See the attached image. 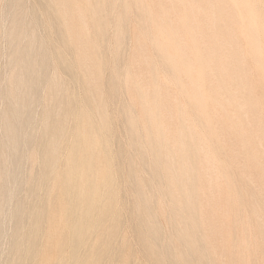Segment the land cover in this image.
I'll use <instances>...</instances> for the list:
<instances>
[{
	"label": "bare ground",
	"instance_id": "obj_1",
	"mask_svg": "<svg viewBox=\"0 0 264 264\" xmlns=\"http://www.w3.org/2000/svg\"><path fill=\"white\" fill-rule=\"evenodd\" d=\"M10 4L13 6L10 9L11 23L7 30V38L11 47L10 53L8 52L10 55L8 56L19 67L25 69L24 73L26 70L27 72L24 76L19 75V73L14 74L10 78V84L4 93L7 96H13L14 94L18 96L19 93H16V89L21 90V88L27 87L26 89L30 90L43 84L44 87L46 86L49 89L50 101L55 107L54 109L50 107L49 110L44 112L41 122L42 130H39L41 133L35 132L38 136L30 131V133H26V130L24 135L22 134L21 136V138L27 136L30 139H34L33 134H35L38 137L35 140L37 141V146L35 147L39 150L38 159L41 162V166H39L38 173L36 172L37 175L31 173L36 180L34 185L31 183V188L34 187L33 190L41 194L38 195L35 192L38 195V199L36 202L34 201V204L31 202L33 205L29 206V204L28 208H25L26 196H24L26 198L23 201L25 205L21 202V204L15 202L16 205L13 204L15 207L12 205V216L16 219V227L15 224L13 226L16 230H10L11 233L14 232L13 237H11V243L15 246L11 243L10 245L15 247V250L12 248V251H17L14 257L17 256V253L19 256H17L16 262L11 263L9 260L11 264H103L104 261L105 264H114L113 256L117 257L115 260L117 264H134L135 258H133V254L135 253L132 254L131 247L127 251L124 250L125 232L121 236V231L119 230L120 220H122L121 217L124 214H128L129 219H131V224L135 229L133 234L136 231V235H134L137 236V240L142 244V254L149 258L150 264H203L202 260L205 258L202 259V257L213 241L211 242L207 238V234L204 236V232L200 233V229L195 226L197 219L201 218L197 215L196 208L200 199H202L201 197L210 194H207V192L212 188L206 190V192L205 189L207 187L204 185L206 182H201L187 175L186 171L181 167V161L190 156L191 151H194L204 138L211 139L215 149L226 160L229 168L228 178L224 181V183L226 182L224 188L219 187L222 189L221 192H218L219 188H217L216 192L217 195L220 193L217 200L221 196V201L219 200L217 204L220 203L219 207L223 205L222 208L226 210V215L228 212L227 220H229V223L226 224V227L228 228V224H232L230 223L231 220L238 222L237 224L242 231L245 223V219H242L243 211L248 210L249 220L257 225V228L260 226L263 230V220L260 221V216H262L260 212L264 211V205L260 208L254 206L256 203L253 205V198L258 192L255 190L257 184L255 183V185L251 180L253 179L252 176H255L258 180V189L264 191V149L259 147L260 143L264 144V134L261 132L262 127H264V75H262L258 57L255 62L248 60L244 67H240L234 61L227 46L228 42L225 41V68L228 76L235 81V90L243 100L242 116L244 121L242 124L227 123L219 117L206 120L204 117L194 114L191 120L192 123L191 121L190 123H184L183 118H178L176 113L171 111L169 98H164L165 93H160L162 87L160 88L158 80L159 78L162 79V76L168 79L169 73L158 61L151 59L147 62L146 60L148 59L145 57L143 60L144 62L146 61L147 67L145 66V68L148 69L145 72L151 71V75L148 78L150 79L149 82H154L155 85H158V88L154 86L148 90V100L153 114L149 115L148 112L143 114V124L140 125L142 128L139 131V135H136L132 133V128L125 113V107L149 83L146 82L148 79L143 77L141 70L130 71L132 64H134L133 62L139 60L136 58H139V55L143 53V43L128 57L123 55L124 51L121 53L123 44L121 42L126 34L135 37L136 34H141L143 38L145 33L152 29L154 22L166 15H174L180 10V0H36L29 9L31 10V22L39 27V30L42 28L44 31V35H38V38L34 31L36 28L34 30L29 29L31 31L26 32L28 29L24 25L25 18L22 17L21 1L11 0ZM15 6L16 8H14ZM129 15L132 16L133 21H136L137 25L135 29L133 28V32L126 33L128 23L125 22ZM212 15L213 13L209 11V16L211 17ZM215 15L219 17L222 14L216 13ZM228 15L232 18V22L239 31L241 39L246 44L250 43L252 38V11L240 7L239 0H235V6L229 10ZM7 17L9 18V15ZM30 23H27L29 28L31 26ZM43 31L41 32L43 33ZM2 36L5 35L2 34ZM126 37L128 38V36ZM22 39L25 40H23V45L20 42ZM137 41L136 44H139ZM36 43H44L46 48L44 52L42 51L44 49L41 50L43 53L38 58H32L31 52L35 49ZM126 48V46L125 48L122 46V49L125 50ZM108 54L111 55V58H108ZM50 64H53L54 68L59 67L60 70L62 69L61 72L63 71V74L61 73V75L65 76L67 74V80L64 79L66 83L63 84L62 79L56 81L47 74ZM106 70L109 73V78L107 83H105V80L104 83L108 87L109 96L103 97L102 95L99 96L98 92L103 90L101 85L102 75ZM163 83L162 81L161 84L164 87ZM166 87L162 89L163 92H165ZM39 90L37 91L39 92ZM116 92L128 96V103L125 102L126 105H123L124 100L122 99V105L114 112L121 118L120 122L126 129L125 132L128 133L126 141H124L130 143V145L135 143L138 151L146 146L149 147L148 149L151 148L153 152H151V157L147 159H143V156L142 158L139 157L137 161H130L125 166H123L124 161H121L123 160L122 150L115 151L113 149V143L117 136L115 135L116 137H114V118H112L110 112V114L108 113L111 95L113 94L114 96ZM4 93L2 92V96ZM35 93L33 94L35 95ZM101 94L103 93L101 92ZM22 95L15 102H10L11 100H9L8 103L6 99L8 103L7 111L4 108L3 110L6 112L1 113V116L3 114L1 121H3L4 137L0 138V144L5 146L6 149H10L12 151L11 154L15 153H13L14 156L12 154L15 157L12 158L16 159L14 161L15 166L13 165L15 168L12 167L16 174L20 160L18 156L20 154L17 155V153H21V150L18 151L21 147L19 146L20 126L17 128L14 122L16 121L17 125H20L21 122L28 123L30 119V116H28L30 104L33 101V96L26 97ZM116 98L117 96H115V100ZM37 101L40 103L39 97ZM33 103L35 102L33 101ZM18 106H20L19 110ZM51 106L53 107V105ZM41 107L40 109H42ZM166 111L175 115L171 116L169 114L172 117H169V119H173V121H169L171 124H175V128H177V120L179 119L181 127L177 128V130L175 129L176 131L170 130L169 126L172 127V125H163L164 123L166 125L167 121ZM136 115L139 116L140 114L136 113ZM12 117L15 118V121ZM29 123L31 124L32 122ZM35 124H38L37 121ZM190 124H196V127L199 126V131L197 130V132L202 134L199 135L195 130L192 131L193 126L191 127ZM27 127H32V125ZM178 132H183L184 136L188 138L186 141L188 150L185 153H178L176 148ZM31 142L33 141L31 140ZM120 142L122 141H119L118 144ZM37 149L35 148L34 150ZM117 149L119 148L117 147ZM121 149L123 148L121 147ZM236 150L238 151L236 152ZM145 151L144 149L143 152L145 153ZM137 152L135 151L134 153ZM128 154L130 153L128 152ZM171 155H177L176 160H172L174 157L170 159ZM29 157L31 158V156ZM35 157L37 156L35 155ZM30 161H28V164H30ZM138 162L145 164V167L149 170L150 173L148 174L151 176H149L150 180L148 182L144 183V180H140V182L135 179L137 173L135 169ZM146 168H144L145 171ZM12 171L10 176L13 182L18 184L17 181L20 177L19 175V178L16 177V174ZM124 173L129 176L128 178L133 176L134 180L137 181L133 184L134 187L132 185L135 200L133 199V202H131L133 204L130 205L129 203L128 207L122 204L123 193H121V199L119 193L120 184L117 178L118 175H123ZM22 178L24 180L23 176ZM22 178H20V181ZM162 178H166V181L164 182ZM30 180L28 179V181ZM159 181L164 183H159ZM131 182L133 181L128 182V184L131 185ZM27 186H29V188L27 187L29 190L30 185ZM144 186H147V189H143L142 187ZM209 187L211 186L208 185ZM12 189L8 191V194L10 195L13 191L12 194L16 195L17 191L14 192L15 189ZM7 190L4 191L7 193ZM21 192L19 191V193ZM13 195L11 196L12 198ZM156 196L157 198L165 199L168 203L170 215L172 217L179 216L181 221H183V226L184 224L186 225L183 231L180 229V231H175L177 227L173 229L174 232L172 231L177 239L179 250L177 252L167 251L166 249V254H163V250H159V246L156 243L158 238L161 239V235L160 237L157 236V229H159L160 225L158 224V226V221L155 220L159 214L161 215L160 209L158 210L156 207ZM24 197L22 196L21 198ZM211 199L213 201L214 197H210ZM216 202L215 200L213 204H216ZM210 203L212 202L210 201ZM219 207H214V209ZM215 210L212 213H215ZM127 211L128 213H126ZM185 212L188 213L181 216L180 213L183 214ZM25 213L27 218L25 216L24 218L28 219V223L26 220L24 223L28 225V232L22 235L18 233V228L22 226L21 224H24L22 223L24 221L22 218ZM219 217L222 218L221 215ZM223 220H221V223H224ZM164 224L166 225V223ZM249 226L251 227V225ZM25 227L27 228V226ZM170 227H173V225ZM246 227L248 230L249 227L247 225ZM209 228L211 227L209 226ZM245 230L243 231L245 232ZM227 233L226 231L224 235L227 236ZM235 233L233 232L232 235L224 237L221 243L227 245V243L236 239H240V241L241 239L243 241L246 239L244 236L238 238ZM263 233L264 231L261 234ZM202 236H204V241L206 240L205 245L203 244ZM161 242L162 239L158 242L159 245ZM241 242L240 244H242ZM127 243H129V240ZM234 244L235 241L232 244L233 246H231L234 247ZM236 247L239 246L237 245ZM234 249L236 250L237 248L234 247ZM229 251L228 249V253ZM10 255L12 256L13 253ZM237 255H241L239 251ZM248 255L246 253L247 257ZM166 256L167 262H164Z\"/></svg>",
	"mask_w": 264,
	"mask_h": 264
},
{
	"label": "rangeland",
	"instance_id": "obj_2",
	"mask_svg": "<svg viewBox=\"0 0 264 264\" xmlns=\"http://www.w3.org/2000/svg\"><path fill=\"white\" fill-rule=\"evenodd\" d=\"M21 1V3H22V6H21V8H22V13H23V15H22V17H24L25 19H24V25H26V28L28 29H26L27 31V33H28V31L30 32L31 30H29V29H32V30H34V28H36L34 31L36 32L35 33V35L37 36V38H38V35L39 36H41V35H44V31H43V29L42 28H40V30H39V27H37V26H35V24L33 23V22H31V10L29 9V8H31L33 5H34V3H35V1L33 0H20ZM29 3H28V2ZM51 1V0H50ZM6 3V4H5ZM11 3V0H0V19H1V17H2V19L0 20V72L2 73V75H1V73H0V138H3L4 136V127H3V121H1L2 120V117H3V114H2V116H1V113H5L6 111H7V105H8V103H9V100H11L10 102H15V101H17V99H20V96L22 95V93H23V95H25L26 97L27 96H33V101L35 102V103H33V101L31 102V104H32V106H31V104H30V109H29V113H28V116H30L29 118V121H28V123H25V122H21V124L20 125H17V122L15 121V118H13V120L15 121L14 122V125L18 128V126H20V137H19V146L21 147H19L20 149H18V151H20L21 150V153H17V155L18 154H20V155H18L19 157H20V160H19V168L17 169V174H16V172L14 173V169H13V167L15 166V162L14 161H16V159H13V158H15V157H13L14 156V154H13V156H12V154H11V152L12 151H10V149H6V147L5 146H3V145H1L0 144V193H1V195H0V264L2 263V264H11L12 262H16V258H17V256H19V254L17 253V256L16 257H14V254L17 252V251H14L15 250V247H11V245H10V243H11V241H12V238L11 237H13V233L14 232H12L11 233V231H14V230H16V219H14V217L12 216V210H13V204H15V202L17 203V204H23V205H25V203H26V206H25V208H28V205L29 206H32L33 204H34V201L36 202L37 201V199H38V195L39 194H41V193H39V192H36L35 190H33V188H31V183H33V185L36 183V180H35V176L34 175H31V173L32 174H35V175H37L36 174V172L38 173V170L40 169V167L39 166H41V162H40V160L38 159V157H39V150L37 149V147H35V146H37V141H35L38 137V134L37 133H41L40 131L42 130V124H41V122H42V118H43V114H44V112L45 111H47V110H49L50 109V107H51V109H54L55 107H54V104H52V102L50 101V92H49V89L45 86L44 87V85L42 84H40L37 88H34V89H30V90H28V89H26L27 87H25V88H21V90L20 89H16V93H19V95L17 96V95H13V96H7L4 92H5V90H6V88L9 86V84H10V78L14 75V74H18L19 73V75H26V72H27V70H26V72L24 73V71H25V69H23L22 67H19V65L15 62V61H12V60H10L11 59V57L10 56H8V55H10L9 53V50H11V47H10V43H9V41H8V38H7V30H8V27H9V25H10V23H11V14H10V9H11V6H13L12 4H10ZM5 4V5H4ZM28 5V6H27ZM26 7V8H25ZM14 8H16V6L14 7ZM28 8V9H27ZM8 10V11H7ZM3 12V13H2ZM5 12H7L6 14H5ZM27 12H28V14H27ZM9 13V14H8ZM24 13H26V14H24ZM4 14V15H3ZM9 15V18L7 17ZM6 16V17H5ZM30 16V17H29ZM7 18H8V20H7ZM4 19V20H3ZM134 19H132V16H128V18L126 19V22L125 23H128L127 24V26H126V24H125V26H126V29H128L127 31H126V33H130V32H133L134 30H133V28L135 29V26L137 25V23H136V21L134 22L133 21ZM130 21V22H129ZM3 22V23H2ZM30 23L31 24V26H30V28L28 27V24L27 23ZM135 23V24H134ZM29 24V25H30ZM42 29V30H41ZM3 30V31H2ZM41 31H43V33L41 32ZM41 32V33H40ZM2 34L3 35H5V36H2ZM134 35V34H133ZM1 36H2V38H1ZM126 36H128V38L126 37ZM126 36H125V38H127V39H125L124 37H123V39H122V42L121 43H123L122 44V46H123V48H125V46L128 48H126L125 50L124 49H122V46H121V53H123V51H124V53H123V55L124 56H130L131 54H132V52L133 51H135L138 47H140V46H142V43H143V38H142V35L141 34H136V37L135 36H129V34H126ZM137 38V39H136ZM136 39V40H135ZM24 39H22V40H20V42L22 43V45L24 44V41H23ZM124 40H125V42H124ZM138 40V41H137ZM23 41V42H22ZM129 41V42H128ZM136 41L139 43V44H136ZM38 45V46H37ZM136 45V46H135ZM139 45V46H138ZM5 46V47H4ZM45 48H46V45L43 43H40V44H38V43H36V46H35V49L31 52V55H32V58H38V56L41 54V53H43L44 51H45ZM2 49V50H1ZM42 49H44V50H42ZM43 52H42V51ZM9 52V53H8ZM126 54V55H125ZM6 56H8V57H6ZM111 55L110 54H108V58H111L110 57ZM10 57V58H9ZM145 57H147L146 55H144L143 53H141V55H139V58H136V59H139V60H135L133 63L134 64H132V67L130 68V71H132V72H134V70H136V69H138V70H141V72H143V77L145 78V79H148L149 77H150V75H151V71L149 70V72L148 73H146L147 71H148V69L147 68H145V66L147 67V64H146V61L148 62V61H150L151 59L150 58H148L147 57V59L148 60H146L145 62H144V58ZM9 58V59H8ZM8 59V60H7ZM12 61V62H11ZM136 62V63H135ZM141 62H144V63H141ZM7 65H6V64ZM11 63V64H10ZM14 63V64H13ZM138 64V65H137ZM3 67V68H2ZM6 67V68H5ZM53 68H54V66H53V64H50V66L48 67V70H47V74L48 75H50L51 76V78L53 79H55L56 81H60L61 79H62V83L64 84V83H66V80H67V78H68V76H67V74L65 75V76H63V75H61V73L63 74V71L61 72V70L59 69V67H57V68H54V70H53ZM147 69V70H146ZM19 70V71H18ZM145 70H146V72H145ZM51 71V72H50ZM20 72H22V73H24V74H22V73H20ZM12 73V74H11ZM41 74H43L42 72H40ZM6 74V75H5ZM65 74V73H64ZM146 74V75H145ZM148 74V75H147ZM105 75V76H104ZM106 76H107V79H106ZM3 77V78H2ZM108 78H109V73H108V71L106 70V71H104V73H103V75H102V88H103V90L101 91L103 94H101V92H98V95L100 96V95H102L103 97H105V96H109V93L107 92L108 91V87H106L107 85L105 84V83H107V80H108ZM165 79V81H164V79ZM64 79H66V80H64ZM163 79V80H162ZM162 79L161 78H159V82L158 83H160L159 84V86H160V88H161V90H160V93L162 94V93H165V92H163L162 91V89L164 88V87H166V85H167V83H168V79H166V77L165 76H162ZM104 80L106 81L105 83H104ZM149 80L150 79H148L146 82H149ZM163 81L164 83V87L162 86V84H161V82ZM165 82H167V83H165ZM166 84V85H165ZM4 85V86H3ZM104 86V87H103ZM5 87V88H4ZM43 87V88H42ZM4 88V89H3ZM167 88V87H166ZM40 89V90H39ZM165 89V88H164ZM36 90V91H35ZM37 90H39V92L37 91ZM43 90V91H42ZM101 90V89H100ZM106 90V91H105ZM24 91V92H23ZM27 91V92H26ZM2 92L4 93V95L2 96ZM31 92V93H30ZM36 92V93H35ZM25 93H27V94H25ZM33 93H35V95L33 94ZM39 93H40V95H39ZM108 93V94H107ZM36 94H38V95H36ZM115 95L113 96V94L111 95V99H110V107H108V113L110 112L111 113V116H112V118H114V137H116L115 138V142L113 143V149H115V151L116 150H122V155H123V160H121V161H124L123 162V166H125V164H127L128 162H130V161H133V160H135V161H137L138 159L137 158H139V157H141L142 158V156H143V159H147V158H149V157H151L152 156V150H151V148L150 149H148L149 147H146V146H144L142 149H139V151H138V149H137V146L135 145V143L133 144V143H131V145H130V143H128V142H125L126 140V138H127V135H128V133L127 132H125L126 131V129L123 127V125L121 124V122H120V120H121V118H119L118 117V115H117V113H114L115 111H116V109L120 106V105H126V103L125 102H127L128 103V96L127 95H125V94H121V93H114ZM118 94V95H117ZM22 95V96H23ZM42 95V96H41ZM164 95V94H163ZM166 95V94H165ZM164 95V98H168V97H166ZM16 96V97H15ZM115 96H117V98H116V100L118 101H116L115 100ZM4 97V98H3ZM7 97V98H6ZM10 97V98H9ZM35 97V98H34ZM39 97L40 98V103H39V101H37V98ZM125 98H126V100H125ZM8 100V103L6 102L7 100ZM35 99V100H34ZM42 99V100H41ZM121 99V100H120ZM124 101H123V100ZM18 101H20V100H18ZM112 101H114L113 103H112ZM121 101H123V103L121 104ZM6 103V104H5ZM38 104V105H37ZM46 104V105H45ZM51 105H53V107L51 106ZM39 106V107H38ZM42 106V107H41ZM2 107V108H1ZM40 107L42 108V109H40ZM115 107V108H114ZM5 108V109H4ZM6 110V111H4V110ZM20 109V106H18V110ZM111 110V111H110ZM172 111V110H171ZM168 112H169V110H168ZM35 113V114H34ZM109 113V114H110ZM165 114L167 115L166 116V125H165V123L163 124L164 126H167V125H172V127L171 126H169V128H170V130L172 131H176L177 130V128H175V124H171V122L169 121V120H171V119H169V117H170V115L171 116H175L174 114L172 115V114H170V113H167V111L165 112ZM170 114V115H169ZM33 117H34V119H33ZM170 118H172V117H170ZM32 119V120H31ZM119 119V120H118ZM17 120V119H16ZM41 120V121H40ZM18 121H20V119H18ZM36 121H37V123L39 124V126H38V124L36 125L35 123H36ZM171 121H173V119L171 120ZM29 122H32L31 124L29 123ZM121 124V126H120V124ZM19 123V122H18ZM25 123V124H24ZM170 123V124H169ZM173 123V122H172ZM190 123V122H189ZM191 123H192V121H191ZM25 125V126H23V125ZM28 124V125H27ZM37 126H35V125ZM31 126L32 125V127H27V126ZM190 126L192 127V131H196L197 132V130L199 131V126H197L196 127V124H190ZM39 127V128H38ZM40 127H41V129H40ZM139 127V129H141L142 127L139 125L138 126ZM26 128H28V129H26ZM34 128H37V129H34ZM194 128H196V129H194ZM123 129H125V130H123ZM176 129V130H175ZM26 130V131H25ZM38 130V131H37ZM40 130V131H39ZM24 131L26 132V133H30V132H32V133H35V132H37V133H35V134H37V136H35V134H33V138L34 139H30L29 137H27V136H23L22 138H21V136H22V134L24 135ZM28 131V132H27ZM30 131V132H29ZM127 133V134H126ZM197 133H199V135H201L202 133H200V132H197ZM124 134V135H123ZM126 134V135H125ZM175 134V133H174ZM116 135V136H115ZM35 136V137H34ZM25 137V138H24ZM23 139V140H22ZM116 139H117V141H116ZM31 140L33 141V142H31ZM122 141V142H120V144H118V142L119 141ZM125 140V141H124ZM143 140V139H142ZM30 141V142H29ZM117 142V143H116ZM22 143H24V144H22ZM128 143V144H127ZM29 144H30V146H29ZM36 144V145H35ZM115 144H116V147H115ZM17 145H18V142H17ZM33 145V146H32ZM120 145V146H119ZM129 145V146H128ZM133 145V146H132ZM24 146V147H23ZM136 146V147H135ZM115 147V148H114ZM117 147L119 148V149H117ZM121 147L123 148V149H121ZM259 147L261 148V149H264V144L263 143H260L259 144ZM37 149V150H34V149ZM133 148V149H132ZM134 149H135V151L137 152V153H134L135 151H134ZM144 149L146 150L145 151V153L143 152L144 151ZM7 150V151H6ZM23 151V152H22ZM25 151V152H24ZM141 151V152H140ZM238 150H236V152H237ZM37 152V153H36ZM128 152L130 153V154H128ZM152 152V153H151ZM33 153H35V154H33ZM139 153H141V154H139ZM11 154V155H10ZM24 154V155H23ZM26 154V155H25ZM132 154V155H131ZM146 154V155H145ZM22 155H23V157H22ZM35 155L37 156V157H35ZM139 155H141V156H139ZM178 155V154H177ZM177 155H171L170 156V159H171V157H174L172 160H176L175 158L177 157ZM24 156H25V158H24ZM29 156H31V158L29 157ZM135 158H134V157ZM146 156V157H145ZM13 157V158H12ZM132 157V158H131ZM22 158V159H21ZM24 158V159H23ZM28 158H29V160H28ZM129 158V159H128ZM30 159H31V161H30ZM128 159V160H127ZM22 160V161H21ZM24 160V161H23ZM35 160V161H34ZM38 160V161H37ZM243 160V159H242ZM242 160H239V161H242ZM28 161H30L29 163L30 164H28ZM25 162V163H24ZM39 162V163H38ZM35 163V164H34ZM3 164V165H2ZM7 164V165H6ZM142 164V166H140ZM14 165V166H13ZM27 165V166H26ZM34 165V166H33ZM36 165V166H35ZM38 165V166H37ZM5 166V167H4ZM11 166V167H10ZM13 166V167H12ZM24 166V167H23ZM3 167V168H2ZM21 167V168H20ZM39 167V168H38ZM15 168V167H14ZM29 168V169H28ZM144 168H146L145 167V164H143V163H141V162H138L137 163V165H136V169H135V171L137 172V173H139V174H137L136 173V180H138V181H143L144 180V183L145 182H148L150 179V177L149 176H151V175H149L148 173H150L149 172V170L146 168V171H145V169ZM3 169V170H2ZM9 169V170H8ZM21 169V170H20ZM23 169V170H22ZM143 169V170H142ZM5 170V171H4ZM11 170H13L12 172L14 173V174H16V177H18V175H19V177L20 178H22V176L24 177V180H23V178L21 179V181L23 180V181H26V182H23V184H22V182L20 181V178H19V180H18V178H17V182H18V184H19V187H18V184L16 183H14L13 182V180H12V177L10 176V175H12L11 174ZM20 170V171H19ZM29 170V171H28ZM4 171V172H3ZM21 171H23V172H21ZM139 171V172H138ZM21 172V173H20ZM20 173V174H19ZM24 173V174H23ZM174 173V172H173ZM22 174V175H21ZM28 177V179L30 180L31 179V177L33 176V178L31 179L32 180V182H31V180L30 181H28V179L26 180V178ZM120 176H121V178H120ZM126 176V177H125ZM148 176V177H147ZM4 177V178H3ZM129 176L126 174V173H124L123 175H118V183L120 184V191H119V193H120V198L122 197V194L121 193H123V199L121 200L122 201V204L125 206V207H128L129 206V203H130V205L131 204H133V203H131V202H133V199L135 200V198H134V196H133V190H132V185L134 184V183H136L137 181H135L134 180V178H133V176H131L130 178H128ZM252 178L253 179H251L253 182H254V184L256 185V187H255V190H256V192H258V193H256L255 194V196H254V198H253V205L257 208H260L261 206H263L264 205V191H262V190H259L258 189V187H259V185H258V180H257V178L255 177V176H252ZM2 179V180H1ZM8 179V180H7ZM128 179H131V180H128ZM162 180L165 182L166 181V178H162ZM122 181V182H121ZM125 181V182H124ZM130 181H133V182H131V185L130 184H128V182H130ZM140 181V182H141ZM163 181H161V182H163ZM226 181V180H225ZM160 181H159V183H161ZM163 182V183H164ZM11 183H13L12 185H11ZM25 183V184H24ZM29 183V184H28ZM127 183V184H126ZM205 183V182H204ZM5 186H4V185ZM22 184V185H21ZM224 184H226V182L224 183H222V185H223V187H222V185L220 186L221 188H224ZM253 184V185H254ZM27 185H30V189L28 190V188H29V186H27ZM129 185H130V189H129ZM204 185H206V187H207V189H205V191L206 190H208V189H211V190H209V192H207V194L208 193H210V194H208V195H205V196H203V197H201L202 199H200V202H199V205L197 206V215L199 216V217H201L200 219H197V223H196V227L197 228H199L200 229V233L202 232H204L203 234H204V236L207 234V238L212 242L211 243V245L209 246V248L208 249H206V251H205V253H204V256L202 257V259L203 258H205V259H203L202 260V263L203 264H253V263H255V264H264V237H263V235H264V233L263 234H261L263 231H264V211H262V212H260V215H262V216H260V221L261 220H263V230H262V228H260V226H259V228H257L256 226L257 225H255L253 222H251L250 220H249V218H248V215H249V212H248V210H244L243 211V215H242V219L244 220L245 219V223H244V228L242 227V231L244 230V229H246L245 230V232H244V234H242L243 232L241 231V227L237 224L238 222H234V221H231L230 220V223H232L231 225L230 224H228V228L226 227L227 225V223H229V220H227L228 218V212H227V215L225 214L226 213V210H224V208H222L223 207V205L222 206H220L219 207V204H217L218 203V201L220 200L221 201V196H220V198H219V200H217V197H219L218 195H220V193L217 195L216 194V192H217V188H219V187H214V185H212L211 187H209L208 188V184L207 183H205ZM254 185V186H255ZM9 188H8V187ZM28 187V188H27ZM133 187H134V185H133ZM11 188H13L12 190H14V192L15 191H17V194L16 195H13L12 193H13V191L10 193V195L8 194V191L11 189ZM23 188V189H22ZM124 188V189H123ZM143 189H147V186H144V187H142ZM2 189H4V190H7V193L4 191V190H2ZM142 189V190H143ZM219 191L218 192H221V190L222 189H218ZM19 191L21 192H25V193H23L22 194V192L21 193H19ZM32 191V192H31ZM122 191V192H121ZM214 191V192H213ZM29 192H31V193H29ZM35 192L38 194H35ZM131 192V193H130ZM25 194V195H24ZM30 194V195H29ZM213 194V196H211ZM215 194V195H214ZM258 194V195H257ZM13 195V198L11 197ZM28 195H29V197H28ZM33 197H32V196ZM35 195V196H34ZM128 195H130V196H128ZM260 195V196H259ZM3 196V197H2ZM5 196H6V198H5ZM24 197V196H26L27 197V199H26V201H25V198L26 197H24V198H21V197ZM37 196V197H36ZM207 196V197H206ZM14 197H16V198H14ZM36 197V198H35ZM129 197V198H128ZM131 197H133V198H131ZM210 197H214V199H213V201H212V199L210 200ZM33 198H35V199H33ZM204 198V199H203ZM206 198V199H205ZM209 198V199H208ZM16 199V200H15ZM124 199H125V201H124ZM129 199V200H128ZM155 199V198H154ZM159 199H160V201H159ZM162 198H157V196H156V201H155V203L157 204L156 205V207L158 208V210L161 212V215L159 214L156 218H155V220L156 221H158V223H157V225L159 224L160 225V227H159V229H157V231H158V235L157 236H159L160 237V235H161V239H162V242H161V244L159 245V241L161 240L160 238H158V241H156V243H157V245L159 246V250H163L162 252H164L163 254H166V252L168 251V250H170L171 252H177V251H179L178 250V247H177V242H176V238H175V235H174V230L173 229H175L176 227V229H175V231H178L179 229L180 230H184L185 228H186V225L184 224V226H183V221H181V218L179 217V216H177V217H172L171 215H170V212H169V209H168V203H167V201L165 200V199H162ZM8 200V201H7ZM30 200V201H29ZM209 200V201H208ZM215 200L217 201L216 202V204H213V203H215ZM14 201V202H13ZM18 201H19V203H18ZM23 201H25V203L23 202ZM202 201V202H201ZM205 201H207V203H205ZM210 201L212 202V203H210ZM21 202V203H20ZM33 204H32V203ZM125 202V203H124ZM210 203V204H209ZM32 204V205H31ZM165 204V205H164ZM209 204V205H208ZM259 204V205H258ZM13 205V206H12ZM16 205V204H15ZM215 205V206H214ZM217 205V206H216ZM201 206V207H200ZM204 206V207H203ZM211 208H210V207ZM15 207V206H14ZM161 207V208H160ZM214 207H219V208H215L214 209ZM162 209V210H161ZM207 210H209V211H207ZM215 210V213H212L213 211ZM163 211V212H162ZM218 211H220V212H218ZM202 212V214H200V213ZM208 212V213H207ZM126 213H128V211L126 212ZM164 213H166L165 215H164ZM188 212H185V213H180L181 214V216L182 215H186ZM206 213V214H205ZM163 214V215H162ZM204 214V215H203ZM225 214V215H224ZM168 215V216H167ZM219 215H221V217H222V215H224L222 218H220L219 217ZM244 215H246V216H244ZM7 216V217H6ZM9 216H10V218H9ZM24 216L27 218V216H26V213H25V215H23V218H24ZM173 218V220H172V218ZM197 216V217H198ZM218 216V217H217ZM167 217H168V219H167ZM12 218V219H11ZM22 218V220H24V221H22V223H24L25 222V220L27 221V223H28V219H23ZM122 220H120V222H121V224H120V227H119V230L121 231V236L122 235H124L125 234V242H124V245H125V247H124V245H123V247H124V250L125 251H127L128 250V248L129 247H131L130 248V250L132 251V254L133 253H135V254H133V258H135V260L137 261H135L134 259V264H150V262H149V258L146 256V255H143L142 254V250H143V248H142V244H141V242L139 241V240H137L138 238H137V236H135L136 234H135V232H134V234H133V231L135 230L134 229V226L131 224V219H129V216H128V214H124L122 217ZM176 218V219H175ZM180 218V219H179ZM224 219V220H223ZM9 220V221H8ZM163 220H164V222H163ZM211 221V223H210V221ZM218 220V221H217ZM220 220V221H219ZM221 220H223L224 221V223H221L222 221ZM6 221V222H5ZM171 221V222H170ZM174 221V222H173ZM209 221V222H208ZM226 221V222H225ZM250 221V222H249ZM3 222V223H2ZM130 222V223H129ZM169 222H170V224L171 225H173V227H170L171 225L169 224ZM176 222H178V223H176ZM202 222V223H201ZM220 222V223H219ZM233 222H234V225H233ZM13 223V224H12ZM27 223H24L25 224V226H27V228L24 226V224H21L22 226H20L19 228H18V230H19V234L21 233L22 235H25V233L26 232H28L27 230H28V225H27ZM164 223H166V225L164 224ZM175 223H176V225H175ZM198 223H200V224H198ZM15 224V227L13 226ZM211 227V228H209V226ZM223 224V225H222ZM251 225V227L249 226V225ZM4 225V226H3ZM158 225V226H159ZM178 225H179V228H178ZM246 225L249 227V229L247 230V227H246ZM124 226V227H123ZM158 226H157V228H158ZM183 226V227H182ZM214 226V227H213ZM253 226V227H252ZM24 227V228H23ZM165 227H166V229H165ZM226 227V228H225ZM234 229H232V228ZM262 227V226H261ZM12 228V229H11ZM124 228V229H123ZM227 229L226 231L228 232L227 233V236L226 235H224L225 233H226V231H224L225 229ZM252 228V229H251ZM20 229H21V231H20ZM223 229V230H222ZM232 229V230H231ZM240 229V230H239ZM262 230V232H260L261 230ZM11 230V231H10ZM179 230V231H180ZM173 231V232H172ZM231 231H232V233H231ZM250 231V232H249ZM123 232H125L124 234H123ZM225 232V233H224ZM233 232L236 234V235H238V238H240V237H243L244 236V238H246V239H244V241H243V239H241V241H240V239H236V240H233V241H231V242H229V243H227V245L226 244H222L221 243V240L224 238V237H228V235H232L233 234ZM254 234H253V233ZM173 233V234H172ZM231 233V234H230ZM239 233V234H238ZM242 235H241V234ZM250 233V234H249ZM248 234H249V236H248ZM1 235H3V236H1ZM9 235H12V236H9ZM241 235V236H240ZM255 235V236H254ZM174 236V237H173ZM204 236H202V238H203V244L205 245L206 244V240L204 241ZM246 236V237H245ZM248 236V237H247ZM4 237V238H3ZM213 237V238H212ZM217 239H216V238ZM8 238V239H7ZM248 238H249V240H248ZM252 238H253V240H252ZM129 240V243H127V241ZM215 240H217V241H215ZM218 240H220V241H218ZM239 240V241H238ZM253 241V242H251V241ZM167 241V242H166ZM171 241H172V243H171ZM215 241V242H214ZM234 241H235V244H234V247L235 248H237L236 250L234 249V247H232L233 245V243H234ZM236 241H238V242H236ZM250 241V242H249ZM220 242V243H219ZM240 242L242 243V244H240ZM244 242V243H243ZM5 243V244H4ZM8 243V244H7ZM140 243V244H139ZM220 245H219V244ZM238 243V244H237ZM261 243V244H260ZM2 244V245H1ZM12 244V243H11ZM162 244H163V246H162ZM246 244V245H245ZM13 246H15L14 244H12ZM132 245V246H131ZM222 245V246H221ZM223 245H224V247H223ZM232 245V246H231ZM239 246V247H236V246ZM250 246V248H249V246ZM253 245H255V246H253ZM10 246V247H9ZM160 246H161V248H160ZM227 246V247H226ZM244 246H245V248L247 249H245L244 248ZM248 246V247H247ZM263 246V247H262ZM133 247V248H132ZM168 247H169V249H168ZM174 247V248H173ZM256 247V248H255ZM9 248V249H8ZM12 248H14V250L12 251ZM163 248V249H162ZM219 248V249H218ZM233 248V249H232ZM11 249V250H10ZM166 249H167V251H166ZM228 249L230 250L229 251V253H228ZM239 249V250H238ZM255 249V250H254ZM134 250V251H133ZM141 250V252H139ZM257 250V251H256ZM263 250V251H262ZM221 251V252H220ZM233 253H232V252ZM238 251H239V254H241L240 256L239 255H237L238 254ZM244 252V254H242L243 252ZM137 252H139V253H137ZM236 252V253H235ZM256 252H258V253H256ZM11 253H13V255L11 256L10 254ZM246 253H247V255H248V257L246 256ZM214 254H215V256H214ZM231 254H232V259H231ZM236 254V255H235ZM212 255V256H211ZM263 255V256H262ZM7 256V257H6ZM9 257V258H8ZM114 257H115V259H114ZM247 257V258H246ZM255 257V258H254ZM15 259V261H14V259ZM207 258V259H206ZM241 258V259H240ZM2 259V260H1ZM8 259V260H7ZM117 259V257L116 256H113V262H114V264H117L116 262H115V260ZM243 259V260H242ZM247 259V260H246ZM254 259V260H253ZM256 259H257V261H256ZM9 260H10V262H9ZM12 260V261H11ZM140 260V261H139ZM146 260H147V262H146ZM231 260H232V263H231ZM139 261V262H138ZM243 261V262H242ZM247 261H248V263H247ZM256 261V262H255ZM105 262V261H104ZM103 262V264H105ZM118 262V261H117ZM164 262H167V256H166V260H164ZM210 262V263H209Z\"/></svg>",
	"mask_w": 264,
	"mask_h": 264
},
{
	"label": "clouds",
	"instance_id": "obj_3",
	"mask_svg": "<svg viewBox=\"0 0 264 264\" xmlns=\"http://www.w3.org/2000/svg\"><path fill=\"white\" fill-rule=\"evenodd\" d=\"M234 6L235 0H180V10L154 22L143 37V54L169 73L165 94L170 109L184 123H189L193 114L206 120L219 117L227 123H243V100L224 64L225 41L236 64L244 67L248 60L255 62L258 57L264 75V0H239L240 7L252 11V38L248 44L228 15ZM216 13L222 15L217 17ZM154 86L158 88L154 82L146 84L125 107L133 134L139 135L143 114H153L148 90ZM261 132L264 134V127ZM187 139L178 132V153L188 150ZM181 167L191 178L209 186L220 187L229 174L226 160L209 138L202 139L190 156L182 159Z\"/></svg>",
	"mask_w": 264,
	"mask_h": 264
}]
</instances>
